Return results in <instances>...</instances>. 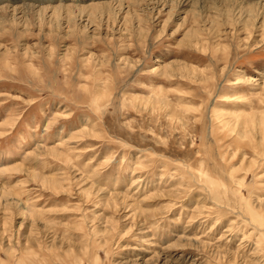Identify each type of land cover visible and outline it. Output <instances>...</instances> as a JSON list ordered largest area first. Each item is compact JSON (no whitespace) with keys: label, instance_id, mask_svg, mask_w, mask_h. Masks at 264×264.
<instances>
[{"label":"rangeland","instance_id":"1","mask_svg":"<svg viewBox=\"0 0 264 264\" xmlns=\"http://www.w3.org/2000/svg\"><path fill=\"white\" fill-rule=\"evenodd\" d=\"M232 1L0 0V264H264V0Z\"/></svg>","mask_w":264,"mask_h":264},{"label":"bare ground","instance_id":"2","mask_svg":"<svg viewBox=\"0 0 264 264\" xmlns=\"http://www.w3.org/2000/svg\"><path fill=\"white\" fill-rule=\"evenodd\" d=\"M183 1V0H182ZM186 1H188V0H184V2H186ZM220 1H223V2H225V3H227V4H232L233 6H235V2L234 1H232V0H220ZM192 2H193V4L195 5V6H200V7H203V5H204V3H206L207 4V0H192ZM257 7L259 8L260 6L259 5H255V6H253V7H251V8H253V9H257ZM199 8V7H198ZM204 8V7H203ZM264 8V7H263ZM259 11V10H258ZM264 15V14H263Z\"/></svg>","mask_w":264,"mask_h":264}]
</instances>
